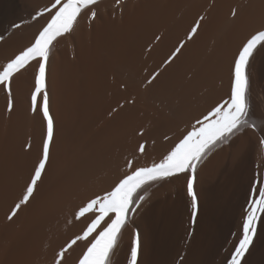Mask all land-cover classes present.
<instances>
[{"label":"bare ground","instance_id":"bare-ground-1","mask_svg":"<svg viewBox=\"0 0 264 264\" xmlns=\"http://www.w3.org/2000/svg\"><path fill=\"white\" fill-rule=\"evenodd\" d=\"M51 2L0 0V65L30 45L50 18L38 13ZM95 10L94 20L88 19L91 9L84 12L50 53L51 158L34 198L11 221L7 215L38 160L44 132L30 103L38 65L13 80L11 113L0 88V264H54L60 248L88 223L74 218L82 202L108 190L129 170L128 160L136 166L159 162L173 141L227 99L233 57L264 25V0H98ZM200 17L197 34L187 40ZM180 41L181 53L164 65ZM153 73L159 75L148 84ZM247 73L248 119L256 130L245 127L200 162L195 221L185 177L149 183L113 264H126L133 233L140 238L139 264H227L252 186L264 185V47ZM84 247L77 242L64 264H77ZM242 264H264V214Z\"/></svg>","mask_w":264,"mask_h":264},{"label":"snow or ice","instance_id":"snow-or-ice-1","mask_svg":"<svg viewBox=\"0 0 264 264\" xmlns=\"http://www.w3.org/2000/svg\"><path fill=\"white\" fill-rule=\"evenodd\" d=\"M98 0H54L50 7L38 13L43 17L45 13L50 17L42 26L29 46L9 58L0 65V88L7 95V111L11 113L15 107L12 93V82L22 72H26L33 64L38 65L34 73V87L30 95L31 112L42 116L44 132L39 149L38 160L25 182L20 195L11 207L7 219L11 221L18 211L30 203L34 198L38 184L42 182L46 166L50 162L51 147L55 140V120L50 112L49 95L47 91V71L50 53L55 42L66 35H71L79 18L91 9L89 20L97 17L95 5ZM121 0H117L119 5ZM239 15L233 8L231 16L235 20ZM35 19V17H34ZM204 17H200L186 33V39L192 40ZM161 40L160 36L155 37ZM185 41H180L171 54L164 60V65L171 64L181 53ZM258 47H264V25L253 30L239 46L233 57L231 66L230 92L227 99L213 105L196 125L182 133L163 154L159 162L151 166H136L132 160L127 161L128 171L124 172L113 185L102 194H95L75 210L76 221L87 220L86 227L80 234L75 235L56 253L54 264H64L66 253L77 242L85 247L78 257L77 264H113L115 254L124 229L128 226L130 213H133L144 201L141 193L149 183L163 179L186 178V193L191 202V217L193 222L197 216L198 200L194 190L196 172L200 162L221 143H227L229 138L245 127L256 130L254 122L249 116V76L247 73L250 60ZM159 73L151 74L147 79L152 84ZM113 109L112 112H115ZM112 113H109L111 115ZM141 136L144 133L141 131ZM167 140L168 137H165ZM264 146V138L260 140ZM31 144L25 146L31 149ZM137 151L146 152L144 143H139ZM253 194L247 201L240 231L234 250L230 251L227 264H242L246 253L253 243L257 230V221L264 214V185L252 186ZM140 238L133 233L126 255V264H139Z\"/></svg>","mask_w":264,"mask_h":264}]
</instances>
